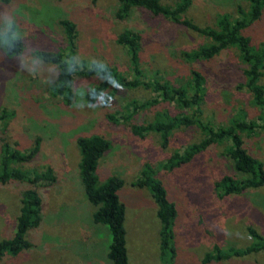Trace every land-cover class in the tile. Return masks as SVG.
Wrapping results in <instances>:
<instances>
[{"label":"rangeland","instance_id":"obj_1","mask_svg":"<svg viewBox=\"0 0 264 264\" xmlns=\"http://www.w3.org/2000/svg\"><path fill=\"white\" fill-rule=\"evenodd\" d=\"M178 1L160 3L172 7ZM116 8L113 0H0V35L12 31V37L22 43L19 54H7L5 42H0V157L4 149L26 154L37 143L30 161L11 162L8 168L29 177L48 173L53 178L34 185L17 181L0 184V241L12 235L21 191L33 187L41 198L40 223L24 236L29 248L16 256L5 255L0 264H109V232L92 222L95 208L84 196L77 169L80 156L76 140L91 136H100L109 144L96 164L97 184L110 177L123 182L117 198L124 207L129 264H204L202 260L213 254L214 247L224 256L256 245L247 227L264 238V188L222 198L214 191V183L221 177H237L223 155L229 142L210 145L187 163L170 169L165 166L167 159L199 144L205 133L196 124L176 127L162 145L161 131L139 136L131 130L165 124L176 116L189 117L190 110L159 102L133 112L131 103L140 105L155 99L141 86L119 89L105 100L107 90L89 105L84 96L96 86L95 76H73L68 103L50 93L57 69L37 53H60L79 67L105 65L131 80L126 52L115 41L124 30L136 32L143 81L178 87L187 84L190 72L199 73L203 78L199 121L214 129L238 121L257 125L240 137L247 153L264 171V130L258 122L262 111L244 87L243 72L248 65L237 48L227 46L209 60H187L182 53L208 45L210 40L143 9H132L125 20L117 21ZM248 11L247 0H190L182 17L198 28L217 30L220 17L240 20L241 13ZM62 20L74 25L71 52L59 24ZM240 34L252 53L261 52L264 3L259 17ZM258 85L264 91V60ZM146 168L174 206L171 257L168 252L162 253L165 258L160 255V224L152 199L145 189L133 186ZM206 264H264V250Z\"/></svg>","mask_w":264,"mask_h":264},{"label":"trees","instance_id":"obj_2","mask_svg":"<svg viewBox=\"0 0 264 264\" xmlns=\"http://www.w3.org/2000/svg\"><path fill=\"white\" fill-rule=\"evenodd\" d=\"M3 2L7 0H2ZM96 0H92L95 2ZM117 3L114 18L117 21L125 20L132 9H143L154 16L165 17L172 23L186 27L189 30L207 37L210 44L198 47L196 50L182 53L184 59L197 61L209 60L217 52L227 46L237 48L240 58L247 63L248 68L244 70L243 76L246 79L244 87L252 96L255 106L262 111V117L259 119V128L264 130V91L258 85L261 77V69L264 60V48L259 53H252L248 47V41L241 36V31L255 21L260 15V9L264 0H247L249 11L246 14L241 13L240 20L229 21L226 16H222L217 21V30L209 28H198L190 21L182 17L190 0H179L172 7L165 6L160 0H113ZM64 28L65 39L68 49H73L75 38L74 25L62 20L59 23ZM4 41V50L7 54H19L22 50V43L19 39L12 37V31H7L0 35V42ZM139 35L130 30H124L116 37V44L121 46L128 57V63L131 68L132 79L128 80L122 77L115 69L101 64H89L87 66H74L72 62L60 53H37L36 56L42 61L55 65L57 76L55 85L50 89L52 96L62 97L68 103L72 99L70 83L73 76H95L96 86L85 94L87 104H92L101 95L109 90L105 100L111 98L119 89L123 88H142L149 90L155 97L153 101L145 102L140 105L131 103V109H142L146 105L155 103H172L176 108L190 110L191 114L187 116L173 117L165 124H148L142 127L132 128L133 133L141 136L147 131H161L162 145L167 142V134L176 127H188L196 124L201 131L205 133L204 139L196 145L186 147L181 154L175 153L170 156L165 166L167 168H176L190 161L193 156L202 150L217 142H229L224 148L223 155L232 163L233 169L237 172V177L223 176L214 183V191L219 198L229 195H239L248 189L264 188V171L262 165L252 158L243 147V140L240 133H249L257 127L254 123H244L242 121L233 122L227 127L211 128L207 124L201 123L198 119L200 115V105L202 102L203 78L196 71L190 72L189 80L184 86H171L169 83H159L156 81L144 82L137 58ZM118 83V87H113L112 83ZM125 120V119H124ZM36 143V142H35ZM37 144V143H36ZM36 144L26 154H17L4 149L0 157V184L9 181L23 182L28 185H34L39 181L52 182L50 174H34L29 177L26 173L18 170H11L8 164L11 162H28L37 151ZM76 145L79 151L78 176L83 188L86 200L94 206L95 210L91 215L94 224L105 226L110 235V242L107 247L106 259L109 264H129L125 247L124 207L117 198V192L122 187L123 182L118 177H110L102 184H97L95 177V168L98 159L109 148L108 142L100 136H91L78 138ZM133 186L139 189H145L156 207V217L160 224L158 233L159 249L162 253L173 255V249L170 245L171 240V222L175 215L174 206L166 197L165 189L162 185L153 180L151 172L146 168L139 179L133 182ZM41 220V198L37 191L31 187L21 191L19 200L18 214L15 218L14 229L10 238L0 241V260L5 255L16 256L21 251L29 248V243L25 239V233L28 230L38 227ZM246 231L257 244L241 252H229L227 255H220L217 247L213 248V254H207L202 262L204 264L210 261H220L229 257H241L250 253L264 250V238L258 235L252 228L247 227ZM164 260V259H163ZM166 262V261H165ZM167 263V262H166Z\"/></svg>","mask_w":264,"mask_h":264},{"label":"clouds","instance_id":"obj_3","mask_svg":"<svg viewBox=\"0 0 264 264\" xmlns=\"http://www.w3.org/2000/svg\"><path fill=\"white\" fill-rule=\"evenodd\" d=\"M112 86H113V87H118L119 85H118V83L116 82V83H112ZM105 106H106V103H105Z\"/></svg>","mask_w":264,"mask_h":264}]
</instances>
